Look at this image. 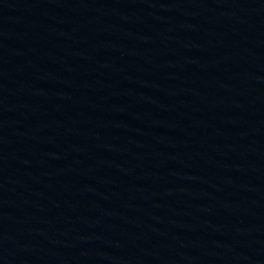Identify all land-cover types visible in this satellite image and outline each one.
Listing matches in <instances>:
<instances>
[{
    "label": "water",
    "instance_id": "obj_1",
    "mask_svg": "<svg viewBox=\"0 0 264 264\" xmlns=\"http://www.w3.org/2000/svg\"><path fill=\"white\" fill-rule=\"evenodd\" d=\"M0 264H264V0H0Z\"/></svg>",
    "mask_w": 264,
    "mask_h": 264
}]
</instances>
